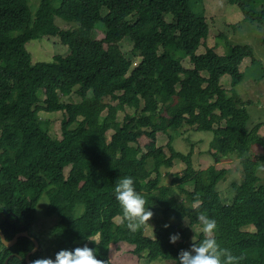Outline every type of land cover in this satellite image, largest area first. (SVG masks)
<instances>
[{"label": "trees", "instance_id": "1", "mask_svg": "<svg viewBox=\"0 0 264 264\" xmlns=\"http://www.w3.org/2000/svg\"><path fill=\"white\" fill-rule=\"evenodd\" d=\"M190 1L40 0L32 7L31 0H0V230L8 241L30 234L12 247L0 246V264H27L35 246L31 238L38 240L32 229L40 211L41 217L56 219L53 247L44 250L38 240L40 250L31 261L83 244L96 250L98 259H108L111 246L124 243L140 261L178 264L180 251L191 248V228L200 225L197 212L207 211L217 221L215 237L222 247L243 254V264H264V185L251 152L257 144L264 148L261 125L248 131L243 102L228 99L218 83L231 73L232 83L239 84L240 66L252 55L249 47L225 56L212 48L197 55L210 28ZM234 1L245 20L264 28V0L227 3ZM57 18L78 26L60 30ZM57 36L67 54L33 63L27 43ZM125 38L134 44L131 58L121 48ZM187 57L192 69L181 64ZM73 92L79 102L61 101ZM41 112L63 115L61 138ZM185 126L213 134L214 165L196 169L192 151L176 150L170 132ZM158 134L169 139L168 157L163 148L161 156L155 146H140L144 139L155 143ZM230 157L238 159L243 178L231 184L232 202L224 204L218 186L228 170L216 164ZM177 160L186 165L182 175L192 189L162 184V169ZM125 176L134 179L154 213L153 238L147 227L137 232L126 227L114 195L117 180ZM196 194L202 203L193 209ZM249 226L254 230H245ZM177 233L180 240L172 244L170 236ZM202 238L201 233L195 242Z\"/></svg>", "mask_w": 264, "mask_h": 264}, {"label": "rangeland", "instance_id": "2", "mask_svg": "<svg viewBox=\"0 0 264 264\" xmlns=\"http://www.w3.org/2000/svg\"><path fill=\"white\" fill-rule=\"evenodd\" d=\"M40 0H31L32 7L37 5ZM60 4L59 1L55 3V6ZM190 7L195 14H204L209 24L210 33L205 41L197 50L196 54L201 55L206 52L208 48H212L215 52L221 56L228 55L232 49L240 50L242 47H249L251 58L245 59L240 66V78L239 84L235 85L232 81L231 73H225L224 77L218 79V83L222 86L226 97L240 104L243 102V106L249 114V121L247 123V130L251 131L255 126L261 125L259 130V136L264 140V28H261L256 23L245 20L240 9L237 7L234 1V5L227 3V0H191ZM103 12H106L104 10ZM133 19V20H132ZM136 17H131L129 21L134 22ZM168 22L173 21L171 14L166 15ZM56 25L60 30L75 29L78 25L75 22H65L60 18H57ZM99 33V38L102 37V30L98 28L96 34ZM134 44L125 38L121 42V48L126 57H132ZM27 51L30 53L33 63H48L53 61V57L56 55H66L69 51L67 46H64L60 42L59 36L57 37H42L41 39L32 40L26 45ZM182 53H179L178 58H182ZM140 59L135 61L136 65ZM181 64L186 69H192L193 65L190 59L183 58ZM75 92V90H74ZM61 95V101L64 103H77L79 99L74 94ZM41 99L44 100V95L41 93ZM108 102V101H107ZM132 112V111H131ZM130 113V112H129ZM106 115V113L104 114ZM125 113H120L118 121L122 122ZM40 116L50 121V129L52 133L61 138V113H40ZM116 129V128H115ZM194 128L185 126L177 132H170L174 135L176 150L183 154H188L192 151V163L196 169H207L215 164L212 156V150L210 143L213 139V134L209 132L194 131ZM114 131V130H113ZM113 131L108 132V138L112 137ZM156 142H150V140H142L141 147H156L159 151V155L170 156V152L167 148L169 141L167 135L158 134ZM212 136V137H211ZM163 148V151L161 150ZM251 152L255 158V161L259 164L258 174L261 179V185H264V148L260 145H254L251 148ZM263 159V160H262ZM218 169L228 170L226 178L219 184L218 190L220 191V198L224 204H230L234 196V190L232 183L239 182L243 178L239 161L236 157L223 158L219 164H216ZM186 165L182 161H174L169 167L162 169L163 181L162 184L171 187H185L186 189H192L191 183L188 181V177L182 175ZM38 220L33 226V234L39 241L42 242L44 250L51 249L53 246L54 238L51 236L52 226L56 219H45L41 217V211L37 214ZM173 222V220H169ZM146 228V235L153 238L154 223L150 220ZM189 226V220L183 222V228ZM52 227V228H51ZM51 229V230H50ZM245 230L253 231L254 227H246ZM52 233V232H51ZM190 245L193 244V239H197V235L202 233V226L197 225L191 228ZM41 236H39V235ZM88 244H83V247ZM111 260L116 264H153L154 261H140L137 256L132 253L133 247L128 244L112 245L111 246ZM54 254V252H53ZM142 255L147 256V253ZM52 259H55L53 256ZM157 264H173L169 261L159 259Z\"/></svg>", "mask_w": 264, "mask_h": 264}, {"label": "clouds", "instance_id": "3", "mask_svg": "<svg viewBox=\"0 0 264 264\" xmlns=\"http://www.w3.org/2000/svg\"><path fill=\"white\" fill-rule=\"evenodd\" d=\"M114 195L120 205L128 230L137 232L151 226L149 221L153 218L154 213L150 210L144 195L136 190L132 177L119 178L115 184ZM201 203L199 194H196L192 205L193 209L199 208ZM196 219L202 226L203 238L199 242H195L194 237L191 248L180 251L178 264H243L246 259L243 254L235 255L231 249L222 247L217 241L215 237L218 228L216 219L210 217L207 211H198ZM165 227H169V225H165ZM88 240L94 242L91 237ZM179 240L178 233L170 236L172 244H176ZM10 241L0 235V246L3 248H8ZM31 264H112V260L111 257L98 259L97 251L85 245L73 250H60L56 253L55 259H34ZM153 264H157V262L154 261Z\"/></svg>", "mask_w": 264, "mask_h": 264}, {"label": "water", "instance_id": "4", "mask_svg": "<svg viewBox=\"0 0 264 264\" xmlns=\"http://www.w3.org/2000/svg\"><path fill=\"white\" fill-rule=\"evenodd\" d=\"M0 235H2L5 239H6V237H5V235L3 234V232L0 230ZM21 237H30L29 236V233L28 232H23V233H19L18 235H16L11 241H10V246L9 247H12V246H14V245H16L17 244V242L19 241V239L21 238ZM32 239V241H33V243H34V249L27 255V257H26V262H27V264H31V257L33 256V255H35L38 251H39V249H40V244H39V242L35 239V238H31Z\"/></svg>", "mask_w": 264, "mask_h": 264}]
</instances>
